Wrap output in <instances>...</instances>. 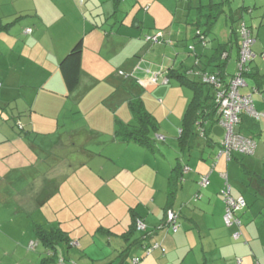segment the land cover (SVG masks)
<instances>
[{
	"label": "crops",
	"instance_id": "crops-1",
	"mask_svg": "<svg viewBox=\"0 0 264 264\" xmlns=\"http://www.w3.org/2000/svg\"><path fill=\"white\" fill-rule=\"evenodd\" d=\"M106 1L101 8L97 0H0V116L5 121H0V264H40L49 249L38 229L51 226L66 233L58 254L67 263L136 264L139 258L138 264H264V182L252 175L264 178V117L256 121L245 115L235 130L257 144L253 154L231 158H217L225 129L214 121L206 122L207 137L189 138L175 157L159 143L153 151L121 134L123 127L138 125L131 100L141 102L160 123L159 133L169 122L179 125V134L195 94L186 77L200 81L202 69L219 70L209 60L203 63L206 47L193 26L196 7L220 0H190L187 6H196L192 28L174 25L170 32L159 28L162 7L156 0H138L137 9L128 0ZM236 3L234 9L230 0L219 17L230 27L216 30L218 21L208 35L214 33L215 46L231 42L230 76L238 57L232 28L245 19L257 30L253 75L241 92L264 112V0ZM243 6L251 13L242 15ZM147 35H158V41H147ZM79 40L80 82L68 91L60 63ZM155 51L162 59L176 54L168 72L165 59L157 68ZM185 59L193 66L179 65ZM158 69L157 82L167 78L164 86L150 82L151 70ZM167 85L182 86L177 89L185 97L180 100L185 111L178 110L181 120L171 121L174 110L164 117V108L141 94V88L165 92ZM211 92L204 88L200 102H210ZM9 110L15 113L12 119L4 114ZM178 162L185 165L181 180L173 172ZM221 173L227 174L231 195L246 200V208L237 212L241 225L225 223ZM204 175L210 184L200 188ZM171 183L177 188L172 198ZM169 211L179 215L177 231L165 224ZM152 243L159 246L147 254Z\"/></svg>",
	"mask_w": 264,
	"mask_h": 264
},
{
	"label": "trees",
	"instance_id": "trees-1",
	"mask_svg": "<svg viewBox=\"0 0 264 264\" xmlns=\"http://www.w3.org/2000/svg\"><path fill=\"white\" fill-rule=\"evenodd\" d=\"M225 5H230V0H220L217 2H210L206 5H199L196 7V21L194 22L195 26H198L195 31V36L199 37L200 41L203 42L204 45H206V36L212 31V27L217 24L219 21V17L221 16V12H226ZM242 15L246 12L251 13V9H247L246 7H241ZM243 26L248 27L251 30V36L253 37L254 41L251 44V50L253 53H255V58L257 57V53L254 50V45L256 44L258 40L257 36V30L251 26H249L247 23L242 22L238 29L232 28V35L235 39H237V47H238V57H237V65H236V72L233 75L227 76L226 71V64L230 57V47L231 42L227 43H218L217 47L215 48L212 57L209 59V66H212V63L215 64L216 67H218L219 70L212 72L209 70V68H205L201 70L200 73V81L194 80L191 77H186L188 80H190L191 84H193L195 88V94L194 97L189 104L185 116L182 119V125L179 130V134L177 137L178 140V148L180 152H184V146L185 142L187 143L189 138H194L196 135H200L202 137H207V129H206V122L208 121H214L217 122L216 114H217V104L215 102V86L204 80V76H214L218 79L222 80L223 83H228L230 78L234 76L238 70H239V61H240V50L242 48L243 43V34H242V28ZM0 25V30H1ZM201 28V29H199ZM191 50H194V46H190ZM82 53H83V41L79 40L75 46L63 57L60 63V69L63 75V78L65 80L66 87L68 91H73L77 88L80 82V75H81V61H82ZM261 57L264 58V52L261 54ZM254 58V59H255ZM251 60L247 63V68L242 72V75L244 76L246 82L247 78L253 75V72L251 71V63L254 61ZM206 65V64H205ZM209 87L211 92V95L213 97L211 98L210 102L202 103L200 102V93L203 92V89ZM208 95H210V92H208ZM131 104V110L137 120L136 126H126L122 128L121 134L123 136L124 140L127 141H133L138 143L139 145L145 146L148 149L151 150H157L158 143H166L165 137H157L156 134H158L160 123L155 120V118L148 112H146L143 104L137 100L130 102ZM247 115V114H245ZM242 116V119L240 123L237 126L243 124L244 117ZM253 118V117H252ZM262 118V117H261ZM260 118V119H261ZM256 121L260 119L254 118ZM235 127V128H236ZM240 133V132H239ZM242 134V133H241ZM156 137H155V136ZM249 138L254 139L251 135L243 134ZM255 144L256 140L254 139ZM163 143V144H164ZM160 147V146H159ZM220 149V144L217 151V158L221 157L218 156V152ZM244 154V153H241ZM249 155V154H245ZM225 156V155H224ZM184 163L178 162L177 165L174 167L173 172H179L180 180L182 178V174L184 172ZM253 176H256L257 179L264 182V178L259 176L256 173H252ZM201 181V180H200ZM198 182V184L200 183ZM210 184V181H209ZM208 184V185H209ZM207 185V186H208ZM206 186V187H207ZM199 187L201 188L200 184ZM204 187V188H206ZM177 188L175 189L174 185L171 183V189L169 191V196L172 198L176 193ZM198 199L197 195H195V200ZM247 206V203H246ZM246 208V207H245ZM244 208V209H245ZM243 209V210H244ZM242 210V211H243ZM238 212V211H237ZM133 228H137V224L135 222V225ZM38 236L41 243L46 246L49 250V254L45 256L40 264H74V263H67L64 261V259H61L60 255L58 254V246L59 243L64 241V239L67 237L66 233L62 231L60 227H54L51 226L50 228H41L38 229Z\"/></svg>",
	"mask_w": 264,
	"mask_h": 264
},
{
	"label": "built area",
	"instance_id": "built-area-1",
	"mask_svg": "<svg viewBox=\"0 0 264 264\" xmlns=\"http://www.w3.org/2000/svg\"><path fill=\"white\" fill-rule=\"evenodd\" d=\"M26 32H30L27 29ZM243 43L240 50L239 70L232 76L228 83H223L222 80L214 76H204V80L212 83L215 86V102L217 104V123L225 129V136L220 142V149L218 156L225 155L227 158H231L235 153L253 154L256 144L254 139L249 138L235 130L242 119V116L247 114L253 118L260 119L264 117V112H258L255 109L253 99L251 95H245L241 93V88L247 85V82L242 75V72L247 68V63L255 58V53L251 50V44L254 41L251 36V30L243 26ZM146 40L149 42L158 41V35L147 36ZM192 48V47H190ZM158 74H154L150 78L151 83H157ZM149 82V83H150ZM225 179V186L221 190L226 202V213L224 216L225 223L227 225H241L240 219L237 217V211H242L246 207V200L244 197H233L229 190L228 178L226 173H221ZM201 188L206 187L209 184V176L204 175L200 181ZM199 197V196H198ZM166 225L172 228L173 231H177L180 226L179 215L173 211H169L167 214ZM138 228L143 229L144 225L138 222ZM236 238L241 237V232H237L234 235ZM32 243L31 246H33ZM158 243H152L146 247V253L158 247ZM163 251L165 249L163 248ZM139 258H135L134 262L138 264Z\"/></svg>",
	"mask_w": 264,
	"mask_h": 264
},
{
	"label": "rangeland",
	"instance_id": "rangeland-1",
	"mask_svg": "<svg viewBox=\"0 0 264 264\" xmlns=\"http://www.w3.org/2000/svg\"><path fill=\"white\" fill-rule=\"evenodd\" d=\"M102 1H104V3H102ZM152 2L154 0H151ZM157 1V6L158 7H162L161 8V14H160V22L162 25H160V29L161 30H167L168 32L171 31V29H174V25L176 26V28H178L179 26L182 27L183 30H190L192 28V22L194 20V16H195V11H194V7H188L187 5L190 3V0H156ZM194 2V0H192ZM233 2H235V7H233L234 9L238 7L236 0H232ZM83 2V1H82ZM97 2H101V8L102 5L105 6L107 5L106 0H97ZM97 3V4H98ZM134 4L135 8H139L140 7V1L138 0H128L127 4ZM126 4V3H125ZM147 4H149V2L147 1ZM198 5V4H197ZM183 6H187L185 7L186 10H184ZM225 8H227V6L225 5ZM131 18V17H130ZM245 19H240L241 22H243ZM239 22V23H241ZM226 19L221 17V20H219L216 30H218V28L223 27V28H228L230 27L229 21H228V26H226ZM193 26H195V24H193ZM236 28L239 27L238 25L235 26ZM149 30V29H147ZM156 30V29H155ZM214 34V33H213ZM211 33V35H208V41H207V45H205V51L204 52V61L203 63H207L208 60L212 57L213 52L215 50V48L217 47V45L215 46V41L210 38V36L213 35ZM150 36V35H147ZM146 36V37H147ZM183 37V36H182ZM185 39V37H183ZM184 42V40H181L180 43ZM187 48V47H185ZM167 53L170 52V48L167 47L166 49ZM157 55L161 54V51L157 52L155 51ZM153 53V51H151V54ZM184 55V54H183ZM133 56V55H132ZM195 57V56H193ZM163 59L166 60L165 66H166V72H168L169 68L171 67V65H173V63L175 62L176 59V54H170L165 56ZM163 59L160 55V58L157 61V68L161 69L163 66ZM187 59H185L184 61H179V65H182V63H184V65L188 66V67H192L193 66V62H194V58H193V62L192 63H185ZM151 70V74H158L159 72H161L162 70ZM124 73H127V71H123ZM134 78V77H133ZM151 78V77H150ZM178 81V79L174 78V81ZM164 81H167V78L164 79V76H160L159 78V82H157L158 84L161 83L162 86L165 85V83H163ZM137 85L138 82H135ZM157 84V85H158ZM179 84H181V82L179 81ZM134 85H130V87H134ZM137 87V86H135ZM166 91L165 92H156L155 94L151 93V91H147V89H143L141 88L142 93H145L144 95H146L147 93L149 94L148 98H151L153 101L156 100V102H153L154 104L152 106L155 105V103H157V105L162 106L164 108V112L162 113V115L164 114V117L169 115V112L171 110H174L173 115H172V119L171 121H175V119L178 116V120H181L178 114V110L181 111H185L186 107L183 106V103L180 101L181 98L184 99L185 102V97H183L182 94L179 95L178 90L180 91V89H182V86L179 85V87L177 89L175 88H169V86H166ZM241 89H244V87H242ZM187 92H190V90H187ZM242 93V92H241ZM151 94V95H150ZM168 94V95H167ZM243 94V93H242ZM166 95V96H165ZM166 98V99H164ZM164 99V100H163ZM108 100V99H107ZM108 102V101H107ZM148 107L152 108L150 104H147ZM177 107V108H176ZM13 112V110H11ZM11 111H5L4 114L6 116H8L10 119H12L15 116V113H11ZM4 118L0 116V121H2V123H5V121L3 120ZM163 124V123H162ZM166 125L165 127L162 128L161 133L158 132V134L162 135L163 137H166V143H159L158 145L161 146V148L163 149V151L172 156L175 157V155H178V128L179 125H173L172 123L169 122H165ZM155 136V135H154ZM176 152V153H175ZM244 158V157H243ZM242 158V159H243ZM244 217V215H243ZM252 215L250 214L249 210L246 213V218L249 219L251 218ZM250 223V221H249ZM249 223H247L249 225ZM247 225V226H248ZM242 238L244 239V237L242 236ZM254 247H257L254 245ZM258 264V263H256Z\"/></svg>",
	"mask_w": 264,
	"mask_h": 264
}]
</instances>
